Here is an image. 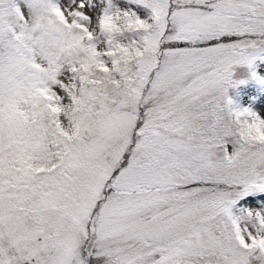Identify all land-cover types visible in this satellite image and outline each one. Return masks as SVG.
I'll use <instances>...</instances> for the list:
<instances>
[{
    "label": "snow or ice",
    "instance_id": "1",
    "mask_svg": "<svg viewBox=\"0 0 264 264\" xmlns=\"http://www.w3.org/2000/svg\"><path fill=\"white\" fill-rule=\"evenodd\" d=\"M0 264H264V0H0Z\"/></svg>",
    "mask_w": 264,
    "mask_h": 264
},
{
    "label": "trees",
    "instance_id": "2",
    "mask_svg": "<svg viewBox=\"0 0 264 264\" xmlns=\"http://www.w3.org/2000/svg\"><path fill=\"white\" fill-rule=\"evenodd\" d=\"M232 94L235 96L236 99L239 98V95H240V94H239V91H238V90H237L236 92L232 93Z\"/></svg>",
    "mask_w": 264,
    "mask_h": 264
},
{
    "label": "rangeland",
    "instance_id": "3",
    "mask_svg": "<svg viewBox=\"0 0 264 264\" xmlns=\"http://www.w3.org/2000/svg\"><path fill=\"white\" fill-rule=\"evenodd\" d=\"M239 97H240V95H239ZM239 99V98H238Z\"/></svg>",
    "mask_w": 264,
    "mask_h": 264
}]
</instances>
